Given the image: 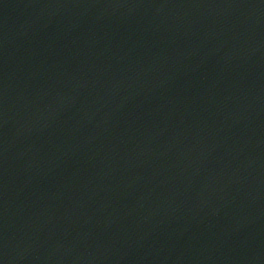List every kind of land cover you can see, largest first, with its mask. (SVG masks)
I'll use <instances>...</instances> for the list:
<instances>
[{
  "label": "water",
  "instance_id": "water-1",
  "mask_svg": "<svg viewBox=\"0 0 264 264\" xmlns=\"http://www.w3.org/2000/svg\"><path fill=\"white\" fill-rule=\"evenodd\" d=\"M0 264H264V0H0Z\"/></svg>",
  "mask_w": 264,
  "mask_h": 264
}]
</instances>
